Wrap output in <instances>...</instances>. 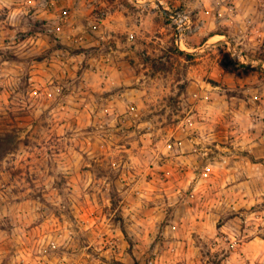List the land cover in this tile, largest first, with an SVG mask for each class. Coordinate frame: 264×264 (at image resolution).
Returning <instances> with one entry per match:
<instances>
[{
    "label": "rangeland",
    "instance_id": "obj_1",
    "mask_svg": "<svg viewBox=\"0 0 264 264\" xmlns=\"http://www.w3.org/2000/svg\"><path fill=\"white\" fill-rule=\"evenodd\" d=\"M260 19L0 0V264H264Z\"/></svg>",
    "mask_w": 264,
    "mask_h": 264
},
{
    "label": "built area",
    "instance_id": "obj_2",
    "mask_svg": "<svg viewBox=\"0 0 264 264\" xmlns=\"http://www.w3.org/2000/svg\"><path fill=\"white\" fill-rule=\"evenodd\" d=\"M169 17L175 23L178 33H181L183 30H185V25H186V22H187V17L186 16H184L180 12H172V15L169 16Z\"/></svg>",
    "mask_w": 264,
    "mask_h": 264
},
{
    "label": "crops",
    "instance_id": "obj_3",
    "mask_svg": "<svg viewBox=\"0 0 264 264\" xmlns=\"http://www.w3.org/2000/svg\"><path fill=\"white\" fill-rule=\"evenodd\" d=\"M258 19V18H256ZM253 22V21H251ZM257 23V26L259 28V32L257 34H259V36L262 38V36L264 35V19L263 20H259V21H254ZM253 36H256V33L253 34Z\"/></svg>",
    "mask_w": 264,
    "mask_h": 264
},
{
    "label": "water",
    "instance_id": "obj_4",
    "mask_svg": "<svg viewBox=\"0 0 264 264\" xmlns=\"http://www.w3.org/2000/svg\"><path fill=\"white\" fill-rule=\"evenodd\" d=\"M160 10L162 11V13H163L165 16H171V15H172V12L167 11V10L161 8V7H160Z\"/></svg>",
    "mask_w": 264,
    "mask_h": 264
}]
</instances>
